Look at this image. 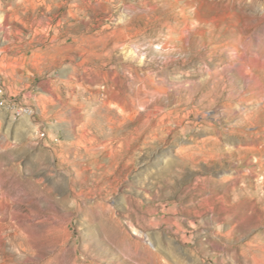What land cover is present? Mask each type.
I'll use <instances>...</instances> for the list:
<instances>
[{
	"label": "rangeland",
	"instance_id": "obj_1",
	"mask_svg": "<svg viewBox=\"0 0 264 264\" xmlns=\"http://www.w3.org/2000/svg\"><path fill=\"white\" fill-rule=\"evenodd\" d=\"M0 264H264V0H0Z\"/></svg>",
	"mask_w": 264,
	"mask_h": 264
},
{
	"label": "built area",
	"instance_id": "obj_2",
	"mask_svg": "<svg viewBox=\"0 0 264 264\" xmlns=\"http://www.w3.org/2000/svg\"><path fill=\"white\" fill-rule=\"evenodd\" d=\"M10 106H12V108L15 110V112L18 114V115H21V114H32L34 112H29V105L28 104H9Z\"/></svg>",
	"mask_w": 264,
	"mask_h": 264
}]
</instances>
